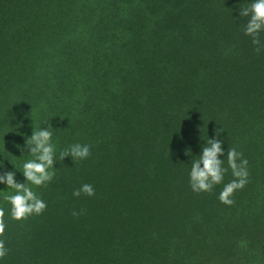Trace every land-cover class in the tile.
I'll return each instance as SVG.
<instances>
[{
    "label": "trees",
    "instance_id": "1",
    "mask_svg": "<svg viewBox=\"0 0 264 264\" xmlns=\"http://www.w3.org/2000/svg\"><path fill=\"white\" fill-rule=\"evenodd\" d=\"M250 2L0 0V172L24 182L32 131L50 128L56 147V175L33 188L41 215L13 220L0 184V264H264V50L239 17ZM215 129L248 161L231 206L218 199L230 169L211 193L189 183ZM76 143L91 155L60 160ZM86 183L95 195L74 197Z\"/></svg>",
    "mask_w": 264,
    "mask_h": 264
},
{
    "label": "clouds",
    "instance_id": "2",
    "mask_svg": "<svg viewBox=\"0 0 264 264\" xmlns=\"http://www.w3.org/2000/svg\"><path fill=\"white\" fill-rule=\"evenodd\" d=\"M239 17H246L243 32L251 38L255 46L254 51L260 53L264 50V0H251L246 6L239 9ZM221 129L214 130V136L208 138L206 145L202 147L198 158L192 159L189 173V183L194 193H211L214 186L223 183L225 173L231 170L233 180L224 185L219 193V201L227 206L234 204V193L242 190L249 182L248 161L243 158V153L235 147L225 149L220 139ZM53 132L50 128H41L32 131L30 137L25 139L24 148L31 153L33 159L23 163L22 174L24 182L16 180V172L7 170L0 172V184L13 190L12 193L4 196L5 201L10 205V216L15 221L27 220L30 216L41 215L47 208L46 202L41 199L33 190L34 187H47L53 180L56 164V147L52 143ZM24 151V149H22ZM91 155L89 145L73 144L60 152V160L71 157L72 160H84ZM185 155H190L186 150ZM227 157V167L225 160ZM74 197L84 194L88 197L95 195V189L91 184H83L73 191ZM78 215L77 212L72 213ZM5 210L0 207V259H3L8 248L3 237L6 232Z\"/></svg>",
    "mask_w": 264,
    "mask_h": 264
}]
</instances>
